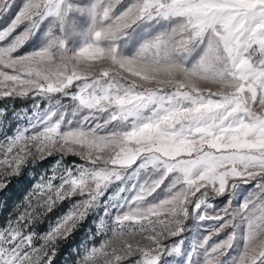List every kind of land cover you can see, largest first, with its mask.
Instances as JSON below:
<instances>
[{
  "label": "snow or ice",
  "instance_id": "snow-or-ice-1",
  "mask_svg": "<svg viewBox=\"0 0 264 264\" xmlns=\"http://www.w3.org/2000/svg\"><path fill=\"white\" fill-rule=\"evenodd\" d=\"M12 2L0 0V12L7 11ZM67 11L65 0H27L20 6L11 24L0 31V41L20 25L25 30L0 47V64L22 69L24 76L2 72L0 76L21 85L23 90L16 93L20 96L32 90L37 96L68 93L74 81H81L72 99L77 110L84 109L87 115L76 128L61 131L59 120L47 122L49 113L30 124L42 130L30 136L25 135L28 129L18 132L9 140L5 161L13 147H19V152L9 168L0 172V180L19 174L32 154L26 151L28 144L37 153H77L91 166L65 169L34 186L28 197L32 212L21 213L0 232V264H51L59 240L71 235L107 184L120 180L129 168H151L156 175L150 172L143 182L120 189L126 195L114 217V236L123 239L126 233L146 230L142 221H148L153 230L157 224L162 228V233L147 237L151 246L141 249L142 260L136 264H158L164 250L162 234L173 237L182 231L191 198H197L199 207L209 186L214 194H222L231 178L257 181L258 191L238 212L226 208L223 216L212 217L220 221L213 232L235 229L239 218L244 247L237 264H264V0H94L88 9L92 42L76 54L69 55L61 37L53 35L42 50L12 55L46 16L57 18L62 30ZM152 18H178L180 22L171 32L144 44L133 58H121L115 47L97 44L115 40L136 22ZM193 43L206 47L191 69L171 59ZM116 68L139 77L140 82ZM205 81L218 87L213 89ZM166 178L170 179L166 198L159 203L155 197L149 201ZM56 179L58 185L53 183ZM5 186L0 182V189ZM74 195L83 199L40 237L44 243L39 248L33 247L34 234H23L22 228ZM161 216L172 219L165 223ZM235 235L208 247L206 264H217ZM209 239L206 236L201 246ZM120 250L131 254L133 245L125 241ZM98 251L93 249L82 264H100L93 259ZM117 251L104 250L105 264H119Z\"/></svg>",
  "mask_w": 264,
  "mask_h": 264
},
{
  "label": "rangeland",
  "instance_id": "rangeland-1",
  "mask_svg": "<svg viewBox=\"0 0 264 264\" xmlns=\"http://www.w3.org/2000/svg\"><path fill=\"white\" fill-rule=\"evenodd\" d=\"M26 2L27 0H13L7 11L0 12V31H3L11 24L20 6ZM65 2L68 11L63 18L62 30L60 28L61 22L57 20V18L46 16L39 21L38 27L30 32L24 43L12 54L14 57L42 50L47 46L53 35H59L61 37L64 41L65 51L69 55L76 54L82 47L92 42V34L90 32L92 16L88 9L91 8L94 0H65ZM117 8H119V5H117ZM179 22L178 18L142 19L131 25L124 31V34L118 36L117 39L99 41L97 44L106 48L115 47L117 55L121 58H133L144 44L154 40L158 36H163L171 32ZM24 30L25 25L18 26V28L6 37L4 41H0V47L11 43L12 40ZM205 47L206 45L203 43H193L189 46L188 51L174 53L171 59L181 64V66L186 69H191L198 63L204 53ZM114 70L121 72L123 76L129 79H135L137 82H140L139 77H131V74L126 71L118 68ZM0 72L7 73L8 75L19 74L22 78L24 76V71L22 69L18 71L11 67H5L3 64H0ZM80 83L81 81H74L73 84L69 86L68 93H56L52 96H37L35 90H32L29 91L27 95L20 96L16 93L23 90L22 86L11 80H5L3 76H0V98L32 96L38 99L33 105L10 114L0 110V172H2L4 168H9L12 157L19 152V147H13L12 151L8 152L7 162L5 161L4 153L7 152L10 138L24 129H28L25 134L26 136H30L36 131L42 130L39 125L35 128H31L30 126V124L34 123L37 119H43L49 113H52L51 119L47 122L55 123L59 120L61 123V131L72 130L78 126V122L87 115L86 110H77L78 105L72 99V93L78 91L77 85ZM202 83L211 86L213 89L218 87L206 81ZM4 92H12L13 94L4 96L2 95ZM61 114L63 116L62 119ZM105 131L108 130L106 129ZM25 148L26 151L30 150L32 154L29 155L26 162L20 166L19 174L22 167L31 159L38 161L49 156L58 155L62 156V158L74 156L83 163L76 166L66 165L62 158L59 157L48 171H42L33 181L30 188L25 192L22 203L17 205L16 211L9 212L3 223H1L2 221L0 222V232L8 227L10 221L15 222L21 213L26 210L29 213L32 212V209L28 208V197L32 193L34 186L37 185L42 178L47 180L53 174L59 176L62 174L63 170L68 168L91 166L88 161L81 159V156L74 152L53 150L52 154L48 155L47 152L37 153L35 147L31 144L26 145ZM78 151L82 150L78 149ZM133 167H135V165ZM150 172H152L151 168H129L123 172L120 180H112L109 182L95 206L90 208L84 219L78 223L79 225L86 220L90 221L79 241L72 249L71 254L60 260L57 264H82L85 256L89 255L93 249L100 250L97 252L96 256L93 257V259H99L100 264H105L104 250H106L107 253H111L113 249H117L116 255L121 257L119 264H136L137 260H142L141 249L147 250L151 246V241L148 240L147 237L156 233H162V228L159 224H157V227L153 230L148 226V221H142V223L146 225V230L126 233L123 239L114 236L112 229L116 211L122 202L121 198L126 195L125 192H120V189H127L133 184L143 182L148 178ZM152 174L156 175L155 172H152ZM11 176L16 175L4 177L0 182H3L4 179ZM53 183L58 185L60 181L56 179L53 180ZM169 183L170 179L166 178L161 187L157 189V192L153 193V196L147 199L153 201V197H155L156 203L165 199L167 196L166 188ZM256 184L257 181L247 180L246 178H231L227 182L228 186L225 192L222 194H214L211 191V186H209V192L207 196L204 197L203 202L199 203V207L196 206L197 198L192 197V203L188 204V214L181 224L182 231L173 237L162 234L161 242L163 243L164 250L158 256V264H206L207 248L226 239L228 235L233 232H235L236 235L234 236L232 244L218 257L217 264H237L238 258L244 247L243 225L239 223V218H237L234 221L236 225L235 229L229 227L218 233H214L213 230L219 227L220 221L211 218L218 215L223 216L226 208H228L230 212H238L250 195L258 191ZM3 189L4 188L0 189V198L3 196ZM201 192H203V189ZM196 195L200 197L201 193H197ZM81 199L83 198L74 195L68 200L58 202L52 211L41 214L30 226L23 227V234H34V239L32 241L33 247L39 248L44 243L40 237L45 235L52 227H55L57 220L65 215L72 206ZM35 202V197H33L32 203L35 204ZM64 203L67 204V208L63 212H53L58 210V207L62 206ZM150 219L153 221L156 220L155 217H150ZM161 219H164L165 223H167L172 217L165 218L161 216ZM44 223H46V228L42 229ZM2 224H4L3 227L1 226ZM209 235L210 239L207 245L202 247L201 244L204 238ZM125 241L131 242L133 245V252L131 254H126L123 250H120L121 244ZM27 250L31 251V249ZM49 255H53V251L50 250ZM112 259L114 260L115 258L112 257ZM53 260L54 255L51 264H53Z\"/></svg>",
  "mask_w": 264,
  "mask_h": 264
},
{
  "label": "trees",
  "instance_id": "trees-1",
  "mask_svg": "<svg viewBox=\"0 0 264 264\" xmlns=\"http://www.w3.org/2000/svg\"><path fill=\"white\" fill-rule=\"evenodd\" d=\"M38 99L33 98L32 96L27 97H4L0 98V110H3L5 113H13L19 111L23 108L33 105ZM62 156H49L43 160H29L21 169L19 175L11 176L4 179L3 183L6 186L3 189V196L0 198V222L3 223L6 219V215L9 212H15L17 205L22 203V199L25 196V192L30 188L33 181L40 175L42 171H48L49 168ZM63 162L66 165L76 166L82 164L83 162L74 156H67L62 158ZM38 169V170H37ZM31 173V174H29ZM31 175V176H30ZM16 205V206H15ZM67 204L64 203L62 206H59L58 210L53 212H63L67 207ZM54 217V216H52ZM90 221L86 220L83 223H80L71 233V235L66 239H61L57 243V246L54 250V260L53 264H57L71 254L72 249L75 247L79 241L83 231L89 225ZM2 227L4 224L1 225ZM46 228V223L43 224L42 229Z\"/></svg>",
  "mask_w": 264,
  "mask_h": 264
}]
</instances>
